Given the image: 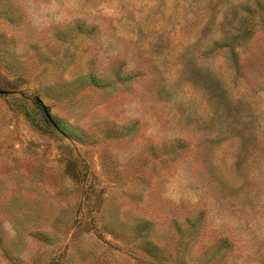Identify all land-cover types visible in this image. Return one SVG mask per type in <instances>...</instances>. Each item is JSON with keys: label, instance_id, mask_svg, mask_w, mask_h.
Listing matches in <instances>:
<instances>
[{"label": "rangeland", "instance_id": "1", "mask_svg": "<svg viewBox=\"0 0 264 264\" xmlns=\"http://www.w3.org/2000/svg\"><path fill=\"white\" fill-rule=\"evenodd\" d=\"M0 264H264V0H0Z\"/></svg>", "mask_w": 264, "mask_h": 264}, {"label": "trees", "instance_id": "2", "mask_svg": "<svg viewBox=\"0 0 264 264\" xmlns=\"http://www.w3.org/2000/svg\"><path fill=\"white\" fill-rule=\"evenodd\" d=\"M42 106V105H41Z\"/></svg>", "mask_w": 264, "mask_h": 264}]
</instances>
